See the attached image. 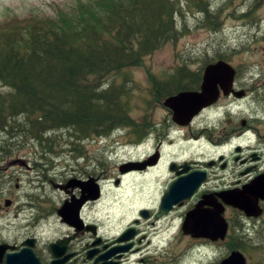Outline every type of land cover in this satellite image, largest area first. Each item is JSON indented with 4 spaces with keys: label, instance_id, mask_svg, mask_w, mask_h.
Instances as JSON below:
<instances>
[{
    "label": "flooded vegetation",
    "instance_id": "1",
    "mask_svg": "<svg viewBox=\"0 0 264 264\" xmlns=\"http://www.w3.org/2000/svg\"><path fill=\"white\" fill-rule=\"evenodd\" d=\"M251 1L258 4L249 7L246 0L180 3L176 43L192 28L183 18L186 11L199 20L194 28L204 30L210 41L195 53H177L169 69L146 71L141 114L133 118L135 127L125 128L123 135H81L67 140L63 134L64 139L49 151L37 150L30 143L23 150L16 138L0 142V264H156L151 256L160 248L159 240L150 251L149 234L160 237L163 258L170 255L168 246L175 238L199 243L198 251L216 247L225 252L222 260L210 264L221 263L233 252L243 253L247 264H253L249 254L264 253V195L260 193L256 200V216H247L223 198L224 194L243 193L253 184L264 189V70L247 76L224 51L228 22H243L252 40L264 38L260 32L264 16H255L264 0ZM197 62L200 65L195 68ZM219 62L228 63L234 71L219 72L210 81L212 95L197 113L177 116L167 102L182 94H202L207 68ZM160 109L165 114L158 119ZM102 140L117 146L115 150L127 148L123 150L126 157L113 161L112 166L111 156L120 155L109 150L102 156ZM1 145H9L8 150ZM180 145L188 146L189 153L180 152ZM65 154L75 161L74 168L58 161ZM32 166L42 169L47 180L34 175L33 181L23 184L16 175ZM62 169L54 179L52 174ZM127 177L134 180L132 189L159 188L160 194L154 208H141L125 229L115 231L109 216L103 218L101 206L109 190L122 194ZM177 183L195 190L169 212H161L164 196ZM136 195L133 192L130 198ZM195 211L224 218L228 224L225 238L213 241L207 233L197 237L208 224L200 223L199 232L191 230L198 226L186 222ZM236 235H240L242 249L230 244ZM174 258L160 264L181 262Z\"/></svg>",
    "mask_w": 264,
    "mask_h": 264
},
{
    "label": "trees",
    "instance_id": "2",
    "mask_svg": "<svg viewBox=\"0 0 264 264\" xmlns=\"http://www.w3.org/2000/svg\"><path fill=\"white\" fill-rule=\"evenodd\" d=\"M184 1L192 0H77L56 15L1 21L0 142L49 151L64 139L59 132L77 140L135 127L123 72L176 43Z\"/></svg>",
    "mask_w": 264,
    "mask_h": 264
},
{
    "label": "rangeland",
    "instance_id": "3",
    "mask_svg": "<svg viewBox=\"0 0 264 264\" xmlns=\"http://www.w3.org/2000/svg\"><path fill=\"white\" fill-rule=\"evenodd\" d=\"M76 1L77 0H0V22L14 16L26 17L29 15H56L58 7L73 5L76 3ZM246 2H248L247 6L249 7L258 4V2L254 4V2H252L251 0H246ZM255 16L257 18L264 16V5H261L258 10L256 8ZM183 18L188 23V27H192L191 31H188V34L183 35L176 44L168 43L162 49L156 51L152 56L146 59L144 67L128 69L123 72V75L130 77V79L132 80L131 85L134 87V94L131 100V110L134 117L139 116L142 111L143 101L141 88L142 83L144 82L146 71L169 69L175 64V55L177 53L183 55L192 54L194 51H196V49L201 48L202 45H204L206 42L209 43L210 41V39L207 38L204 30H196L194 28L199 20L193 18L191 11L190 13L189 11H186ZM183 18L182 21H184ZM231 23L232 22L226 23L229 24V27L227 29V44L224 46L225 53L228 56L232 57L231 62L234 65H240L241 67H243V69L246 71L245 75L247 76H249L251 73L257 74L258 70H264V38L252 40L249 36L250 32L245 28L246 26H243V22H239L237 24ZM260 32H264V24H261ZM252 33L255 34V30H253ZM210 48L216 50V47ZM211 53H213L212 50ZM199 65L200 63L197 62L194 67L197 68ZM112 80L113 78H111L109 82H111ZM251 109L252 106L248 107V111ZM164 114L165 112L160 109L157 112L156 118L158 117V119H160L159 117L164 116ZM210 117L214 116L211 115ZM124 133L125 132H123L121 135H123ZM63 134H65V139H67L66 133ZM63 134L59 132L55 135L60 137ZM110 145L111 144L109 142H106V140H102L100 143V154L103 156L109 150H112L114 152L117 151V155L120 156L119 158H117V156L115 155L111 156V163L115 160H117V162H120L122 160L121 157H126L123 150L127 148H119L115 150V147L117 146L112 147ZM29 148V146H26L25 148H23V150H28ZM194 148L195 150H199V144H195ZM179 151L185 152L184 154H186L187 152L189 153V147L186 145H180ZM73 154L75 155V153ZM26 158L30 157L26 156ZM58 161H62V163L65 162L66 165L73 166L72 168L76 166L75 161L66 154L61 158V160L58 159ZM32 168L33 169L31 170H21V172L16 175L20 178V181L23 184H28L33 181L34 175H37L38 179H40L41 181L47 180L43 176L44 171L42 169L39 170L36 166H32ZM60 171L64 170H57L56 174H52L54 179H58L60 177ZM133 182L134 180L132 178H125L123 181V189L121 191L122 194H114V192L109 190V192L105 195V200L102 202L103 204L101 207L102 215L104 216L103 218L109 216L111 222L114 224L115 231H121L125 229V227H127V225L138 215V212L141 208H154L157 204L160 194L159 188L155 190L132 189ZM133 192H137V195L134 199L130 198ZM145 211L149 212L148 210ZM149 241H152L150 244V251L155 250L153 247H156L154 245L157 241L158 246L160 247L158 249L159 252L156 251V255L151 256V260H155L156 264H160L162 261L167 260L172 261L173 257H175L174 262L176 259H181V262L179 264H210V262L222 260L226 255L225 252L217 251L216 247L198 251L195 247L199 245V243L191 242V240L183 238H181L179 241V239L175 238L173 242H171L168 246V248H171V251L169 253L170 255L163 258L164 255L161 253L162 249L160 237L154 236V234H149ZM143 245L146 246V243H144ZM249 255L253 264H264V253L259 254L258 252H251ZM156 259H158L157 262Z\"/></svg>",
    "mask_w": 264,
    "mask_h": 264
},
{
    "label": "water",
    "instance_id": "4",
    "mask_svg": "<svg viewBox=\"0 0 264 264\" xmlns=\"http://www.w3.org/2000/svg\"><path fill=\"white\" fill-rule=\"evenodd\" d=\"M209 71H212L211 73ZM225 71H230L233 72L234 68L230 66L226 62H219L215 65H211L207 68V74L205 76V94L204 92L202 94H195L194 96H198L197 99L194 98V100H189V102L193 103L190 104V106H187V108H184V103L188 100L191 99V97L186 98L185 96H193L192 94H182L176 98H173L167 102V106L173 108L175 112L177 111L179 115H183L184 113L191 114V113H197L203 104L204 99L206 97L204 96H211L212 93L209 91V79L213 80L216 77H219V72H225ZM232 74H229V77H232ZM204 94V95H203ZM200 96H203L202 98H199ZM176 107V109H175ZM183 109V111L181 110ZM177 115V114H176ZM95 192H97V197H99V187L96 185L95 187ZM195 190V187H189L188 184L181 183V184H174L173 186L170 187L169 191L166 193L162 200L161 204V212H169L172 207L182 198L188 197L192 194V192ZM186 193H183L185 192ZM252 190L249 194L250 197L247 199L239 197L237 195L232 196L230 199L228 198V202L226 204L232 205L235 208H239L240 210L244 211L247 216H256L255 210H256V200H258L260 194L256 193L254 194L255 196H252ZM183 193V194H182ZM260 193L264 195V189L260 190ZM233 194V193H229ZM261 197V196H260ZM81 206V205H80ZM79 207V206H78ZM215 212V211H214ZM71 215V214H70ZM192 215V216H191ZM187 218L186 224H196L198 227L193 226L191 230L199 232L201 224L199 218L202 217L203 219H209L207 216H204L198 213V211L193 212ZM207 217V218H206ZM77 218V217H76ZM208 225L210 222H206ZM205 225V223L203 222ZM206 226V229L204 228L203 231H201L202 235H198L197 237L204 236L207 233V237L211 238L213 241L220 239H224L227 229H228V224L224 218H222L219 214H213L212 216V224L209 226ZM207 230V231H206ZM219 264H247L246 257L244 256L243 253L241 252H233L230 254L228 258L223 260Z\"/></svg>",
    "mask_w": 264,
    "mask_h": 264
},
{
    "label": "bare ground",
    "instance_id": "5",
    "mask_svg": "<svg viewBox=\"0 0 264 264\" xmlns=\"http://www.w3.org/2000/svg\"><path fill=\"white\" fill-rule=\"evenodd\" d=\"M210 73L212 72V71H209ZM210 81H211V79H209V85H210ZM206 92H205V88H204V94H205ZM203 94V95H204ZM186 98H190L191 97V99H188L185 103H184V108H187V106H190V104H193V103H191V102H189V100H194V98H196L197 99V97L198 96H185ZM194 97V98H193ZM203 96H200L199 98H202ZM204 97H208V96H204ZM175 109H176V107H175ZM181 110L183 111V109L181 108ZM176 114H177V116H180L179 115V113L176 111ZM251 190L253 191L252 192V196L251 197H253V196H255L254 194H256V193H258V194H260V188H257V186L255 187L254 186V184L253 185H251V186H249V187H247V188H245V190H244V192L243 193H240V192H237V193H233V194H224L223 195V198L228 202L229 200H228V198L230 197H232V196H234V195H237V196H239V197H242V198H248V197H250L249 195H247V194H249L250 192H251ZM260 196H261V194H260ZM192 216V215H191ZM204 216H207L209 219H201L200 220V223L201 224H203V222L205 223V224H207L206 222H210L209 224L211 225L212 224V216H213V213L212 214H205ZM206 217V218H207Z\"/></svg>",
    "mask_w": 264,
    "mask_h": 264
}]
</instances>
